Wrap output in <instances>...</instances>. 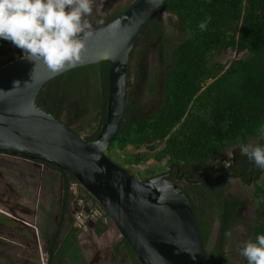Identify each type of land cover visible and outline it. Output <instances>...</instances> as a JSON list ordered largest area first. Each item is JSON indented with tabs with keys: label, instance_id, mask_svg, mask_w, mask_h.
Segmentation results:
<instances>
[{
	"label": "trees",
	"instance_id": "obj_1",
	"mask_svg": "<svg viewBox=\"0 0 264 264\" xmlns=\"http://www.w3.org/2000/svg\"><path fill=\"white\" fill-rule=\"evenodd\" d=\"M129 5L96 25L115 17ZM162 12L171 27L184 33L171 46L170 59L163 46ZM206 17H211V21L201 31L198 25ZM139 35L143 37L142 42L137 44L135 40L131 49L132 79L125 83L121 122L107 154L113 148L124 151L128 146L133 151L121 157L127 164L135 165L151 158L165 159L167 166L187 167L194 163L196 168L230 149L239 165L238 172L249 171L253 176L264 173V169L240 152V146L246 145L248 139H253L254 145L264 146L259 131L264 127V0H165ZM8 42L0 38V48ZM151 43L157 56L160 54L158 58L167 65L160 78L148 75L146 51ZM225 48L244 51L245 55L227 65L215 61L214 55ZM9 59H4V63ZM107 65V61H100L56 75L39 89L35 105L76 134L80 123L96 122L84 138L93 139L104 120ZM142 93L159 95L158 107L150 114H145L140 103ZM76 121L78 127L73 126ZM142 147L146 150L140 151ZM59 171L71 176L64 170ZM248 176L243 174L241 179L247 180ZM252 194L260 216L249 228V240L255 242L258 235H264V174L254 182ZM198 197L205 204L203 211L197 208ZM186 198L202 248L212 221L217 223L219 246L215 252L220 257L221 242L233 224V199L222 184L214 182L204 184ZM126 246L130 264H139ZM204 255L210 264L221 263L213 255ZM224 264L231 262L227 260Z\"/></svg>",
	"mask_w": 264,
	"mask_h": 264
},
{
	"label": "water",
	"instance_id": "obj_2",
	"mask_svg": "<svg viewBox=\"0 0 264 264\" xmlns=\"http://www.w3.org/2000/svg\"><path fill=\"white\" fill-rule=\"evenodd\" d=\"M164 1L135 0L115 17L91 26L86 39L81 35L85 47L75 67L108 62L104 120L91 140L34 103L48 80L71 68L53 72L41 59L24 54L1 64L0 154L40 161L72 175L108 214L139 264H210L182 190L161 175L136 177L107 154L125 107L133 43ZM12 45L0 48V54Z\"/></svg>",
	"mask_w": 264,
	"mask_h": 264
},
{
	"label": "flooded vegetation",
	"instance_id": "obj_3",
	"mask_svg": "<svg viewBox=\"0 0 264 264\" xmlns=\"http://www.w3.org/2000/svg\"><path fill=\"white\" fill-rule=\"evenodd\" d=\"M113 1L104 0L102 5L107 6ZM90 26L93 25L90 24ZM138 38L136 39L137 44H139ZM9 43L10 41L4 46ZM20 55L23 54L18 56ZM158 57H160V54ZM131 60L132 58H130ZM158 64L159 66L163 65V61L159 59ZM130 67L131 71H133L132 66ZM166 67L167 65H164L162 73L159 74L160 77ZM126 81L129 83L131 79L127 78ZM158 104L159 95L156 93L153 101L145 108V114L152 113L158 107ZM228 151V156L224 155V153L214 155L216 157L212 156L214 159L210 163L209 168H207L206 164L210 159L196 168L194 163L187 167L167 166L164 172L157 175H161L163 178L173 182L182 190L185 196L188 195L190 197L196 193L198 188L210 182L220 183L224 186L226 179L235 178L240 179L245 184H254L264 174L253 176L249 171L238 172L236 166L239 165L234 160V153L230 149ZM217 155L220 156L218 157ZM28 161L33 165L52 169L55 171L57 178V204L53 216L54 224L48 236L44 239L43 245V251L46 255L45 264L48 260V264H52L56 258L58 260L54 261V264H117V258L120 257L119 260H123L128 257L126 242L120 236L114 243L107 242L108 240L105 242L97 241L99 235L107 230V222L110 218L90 194L81 186L77 187L78 182L72 175H63L54 166L40 161ZM190 166L192 170H190ZM243 174L249 175L247 180L241 179ZM13 183L5 181L0 173V264H35L36 234L30 223L27 222L28 218L35 215V210L27 205L26 200H22L23 196L13 187ZM27 190L30 195L33 194L32 190L28 188ZM231 198L233 199L232 205L235 208L234 218H232L233 223L238 212L241 209H245V205L243 202L237 201L233 197ZM9 222L11 224H5ZM248 232H250V229ZM9 242L11 244L8 245ZM214 245L216 247L219 246L218 237ZM5 247L8 250L7 254L5 253ZM9 250L12 251V255ZM203 251L205 254H209L205 245ZM213 256L220 260V264H224L227 260L229 261L222 251H220V257L217 256L215 251Z\"/></svg>",
	"mask_w": 264,
	"mask_h": 264
},
{
	"label": "rangeland",
	"instance_id": "obj_4",
	"mask_svg": "<svg viewBox=\"0 0 264 264\" xmlns=\"http://www.w3.org/2000/svg\"><path fill=\"white\" fill-rule=\"evenodd\" d=\"M103 1L104 0H93V11L91 15L84 17V19L88 20L89 24L95 26L99 21L103 20L109 14L121 11L127 5L133 3L135 0H114L107 6L102 5ZM160 16L165 30V40L163 46L164 50L166 51V57L170 59L168 52L171 46L181 40L184 37V33L179 32L170 26L165 13L162 12ZM142 40L143 37L140 35L137 41L141 43ZM19 54H24L23 50L19 49L15 45H12L10 50L0 54V65L4 63V59L10 57L9 60H11ZM146 55L148 63V75L159 78V74L162 73L164 65H166V63L163 61V65L159 66V58L152 43L147 45ZM244 55V51H237L235 49L225 48L221 50L219 54L214 55L213 59L217 62L227 65L231 61L240 58ZM131 74L132 71L130 72V75L128 77L129 79H132ZM153 98L154 93H142L140 97V103L144 108H146L153 101ZM80 124L81 127L78 129V134L83 137H86L92 131V126H95L96 122H89L88 125H85L84 123ZM73 126L78 127L79 122H74ZM247 144L254 145V140L248 139L246 145ZM239 146L240 144L236 145L235 148ZM159 147L160 146L158 145L155 148L157 149ZM139 150L145 151L146 148L142 147ZM130 151H133V149L128 146L124 149V151L113 148L108 152V156L112 161L118 163L119 166L123 167L125 170H127L129 173L136 177H150L153 175H157L164 172L167 168L165 159L155 161L150 158L142 163H138L135 165L127 164L121 160V157L124 153ZM228 154L229 151L226 150L224 152V155L228 156ZM217 156L219 157L220 155ZM214 157L210 158V161L206 164L207 168L210 167V163L212 162ZM0 173L1 175H3V179L5 181L14 182L13 187L17 190V192H19L23 196L22 200H26L27 205L31 209L33 208L35 210V215H32V217L28 218L27 221L35 230L36 234V253L34 260L35 264H45L46 255L43 251L44 239L48 236V233L53 227V216L57 204V178L55 176V171H53L52 169H46L41 166L33 165L30 163V161L21 159L16 156L0 154ZM252 184L253 183L245 184L240 179L235 178L226 179L224 184L226 193L237 201L243 202L245 205V209H241L238 212L236 218L233 221V224L227 231V233L230 232L231 235H226L220 245V251H222L223 255L230 260L231 264H248V261L240 255V249L243 247L244 242L250 241L248 232L249 227L260 219V216L257 211L256 200L252 194ZM77 187H80L78 183ZM27 188L29 190H32L33 194L30 195ZM198 199L195 200L197 208L203 211L205 205L203 199L199 197ZM46 212L47 214L45 215ZM205 212L207 213V211ZM5 224L11 223L9 222ZM107 224V230L101 235H99L97 241L105 242L108 240L107 242L110 241L111 243H114L118 240L119 234L117 233L110 219ZM217 233V223L215 221H212L209 229L208 239L205 245V248L210 255H213L214 251H216V246L214 245V243L217 239ZM9 244L11 243L9 242L8 245ZM5 253H8L6 247ZM9 253L12 255L11 250H9ZM119 259L120 257L117 258V264H129L127 258L123 260ZM54 261L52 264L55 263Z\"/></svg>",
	"mask_w": 264,
	"mask_h": 264
},
{
	"label": "clouds",
	"instance_id": "obj_5",
	"mask_svg": "<svg viewBox=\"0 0 264 264\" xmlns=\"http://www.w3.org/2000/svg\"><path fill=\"white\" fill-rule=\"evenodd\" d=\"M92 2L0 0V38L23 50L26 59H41L53 72L73 68L82 59L84 39L91 35V26L84 17L91 15ZM210 21L211 17H206L199 23V29L205 31ZM259 131L264 139V127ZM240 152L264 169V146L242 144ZM240 255L248 264H264V235H258L255 242H244Z\"/></svg>",
	"mask_w": 264,
	"mask_h": 264
}]
</instances>
